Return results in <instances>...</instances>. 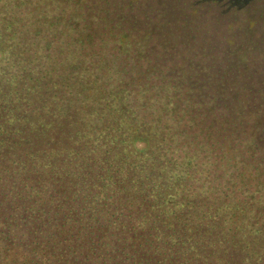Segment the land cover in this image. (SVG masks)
I'll return each mask as SVG.
<instances>
[{"label":"trees","instance_id":"obj_1","mask_svg":"<svg viewBox=\"0 0 264 264\" xmlns=\"http://www.w3.org/2000/svg\"><path fill=\"white\" fill-rule=\"evenodd\" d=\"M169 11L0 0V264H264V59Z\"/></svg>","mask_w":264,"mask_h":264},{"label":"rangeland","instance_id":"obj_2","mask_svg":"<svg viewBox=\"0 0 264 264\" xmlns=\"http://www.w3.org/2000/svg\"><path fill=\"white\" fill-rule=\"evenodd\" d=\"M191 1L193 0H154L157 6H167L170 9L169 18L183 27V35L193 27L198 41L205 40V45L215 54H234L239 44L253 40V57L258 63L263 61L264 0H251L241 8H232L225 14L221 12L224 10L221 9V4L207 6L206 3L196 11ZM257 66L259 69L263 68L261 64Z\"/></svg>","mask_w":264,"mask_h":264}]
</instances>
